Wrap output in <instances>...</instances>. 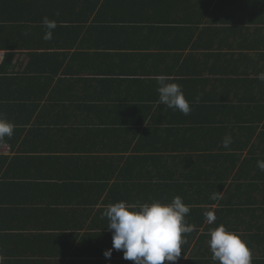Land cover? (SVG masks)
Listing matches in <instances>:
<instances>
[{"label": "crops", "instance_id": "0c3cea01", "mask_svg": "<svg viewBox=\"0 0 264 264\" xmlns=\"http://www.w3.org/2000/svg\"><path fill=\"white\" fill-rule=\"evenodd\" d=\"M4 42L12 47L0 49V70L7 55H16L7 75L11 83L5 88L17 90L13 95L23 102L22 90L28 88L45 93L44 106L47 97L88 88L80 78H96L104 72L128 80L121 74L136 72L135 80H152L154 87L146 93L140 89L148 88L138 84L142 87L126 90L123 99L146 104V96L159 95L161 86L166 89L175 80H185L183 75H191L195 81H206L205 94L196 95L198 87L185 92L196 103H211L215 92L228 106L264 105V0H0V45ZM78 72L79 76L69 77ZM243 112L238 119L245 122L237 120L233 125L229 117V128H250L259 137L264 121ZM40 113L23 131H16L15 146L0 145V201L9 202L0 204V263L83 264L85 237L100 233L99 223L110 209L108 193L69 195L75 182L52 173L57 167L52 157L63 152L44 147L34 151L47 134L69 136L62 135L68 124H61L59 112L48 119H41ZM16 120L4 107L0 109V121ZM8 126L0 125V133ZM76 147L77 155L83 154L82 162L89 165L99 150L84 144ZM40 155L51 159L43 162L49 167L40 165ZM6 157L10 162L5 163ZM6 177L13 180L10 185ZM111 195L132 203L127 186ZM99 213L100 221L93 224ZM20 233L23 237H17ZM252 259L264 264V242L253 246Z\"/></svg>", "mask_w": 264, "mask_h": 264}, {"label": "trees", "instance_id": "16d2710c", "mask_svg": "<svg viewBox=\"0 0 264 264\" xmlns=\"http://www.w3.org/2000/svg\"><path fill=\"white\" fill-rule=\"evenodd\" d=\"M11 47L9 42L0 45L9 51ZM15 57L7 55L0 70V109L4 107L18 121H0L4 127L9 125L0 133V145L15 146L16 131H23L38 112L41 119L59 112L61 124H68L62 135H70L47 134L45 145L35 144L34 151L44 147L63 152L52 157L57 165L52 173L75 182V190L69 192L72 198L108 193L110 209L99 223L100 233L85 237L83 264H261L252 259V252L255 244L264 242V131L256 137L250 128L230 129L228 118H233V125L237 120L244 123L238 118L247 111L263 122L264 105L228 106L215 92L211 103L206 99L196 103L185 92L198 87L196 95L205 94L206 81H195L191 75H183L185 80H175L166 89L161 86L159 95L149 94L146 104H141L133 98L123 99L122 94L140 89L138 84L148 88L142 92L150 93L152 80H135L136 72L121 74L128 80L101 72L96 78L79 79L88 86L82 94L74 86L80 96L68 92L47 97L43 106L44 92L22 90L23 102L13 95L17 90L5 88L11 83L7 75ZM33 95L35 100L30 99ZM77 144L99 149L90 165L82 162V153L77 155ZM39 160L49 167L43 163L51 161L49 157L40 155ZM62 163L64 172L59 169ZM5 180L7 185L13 181ZM121 186L131 190L132 203L119 202L117 195H111ZM101 217L99 213L93 224Z\"/></svg>", "mask_w": 264, "mask_h": 264}, {"label": "built area", "instance_id": "2783aa9c", "mask_svg": "<svg viewBox=\"0 0 264 264\" xmlns=\"http://www.w3.org/2000/svg\"><path fill=\"white\" fill-rule=\"evenodd\" d=\"M213 219H214V217L212 218V222H213Z\"/></svg>", "mask_w": 264, "mask_h": 264}]
</instances>
